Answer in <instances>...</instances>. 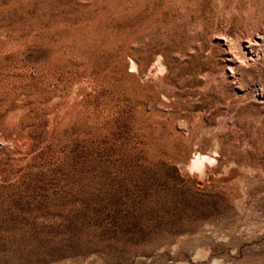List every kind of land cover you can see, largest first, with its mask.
Segmentation results:
<instances>
[{
  "label": "rangeland",
  "instance_id": "374dc122",
  "mask_svg": "<svg viewBox=\"0 0 264 264\" xmlns=\"http://www.w3.org/2000/svg\"><path fill=\"white\" fill-rule=\"evenodd\" d=\"M0 264H264V0H0Z\"/></svg>",
  "mask_w": 264,
  "mask_h": 264
},
{
  "label": "bare ground",
  "instance_id": "6f19581e",
  "mask_svg": "<svg viewBox=\"0 0 264 264\" xmlns=\"http://www.w3.org/2000/svg\"><path fill=\"white\" fill-rule=\"evenodd\" d=\"M134 65V64H133ZM160 66V65H159ZM158 66V67H159ZM134 67H136V64L134 65ZM160 70V69H159ZM155 74V73H154ZM207 158H209V156H207V155H201V154H197V156H196V158L192 161V163H193V165H200V166H204V164H205V160L207 159ZM208 160V159H207ZM209 160H211L212 161V159H209ZM214 161V160H213ZM200 171V170H199ZM205 171H207V170H205ZM195 172V171H194ZM203 172V171H202ZM204 173V172H203ZM200 173H198V175H199ZM201 175H202V173H201ZM207 177V176H206Z\"/></svg>",
  "mask_w": 264,
  "mask_h": 264
}]
</instances>
